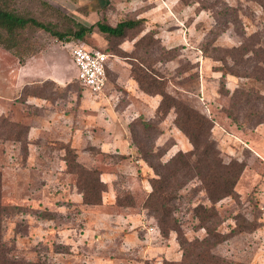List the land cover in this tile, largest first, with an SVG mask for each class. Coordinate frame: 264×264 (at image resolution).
<instances>
[{"label":"rangeland","instance_id":"1","mask_svg":"<svg viewBox=\"0 0 264 264\" xmlns=\"http://www.w3.org/2000/svg\"><path fill=\"white\" fill-rule=\"evenodd\" d=\"M10 7L61 30L69 20L85 26L147 21L121 39L96 28L82 40L28 29L21 47L36 54L22 64L0 47L1 202L7 208L1 235L11 254L53 264H180L177 233L164 237L142 207L155 173L135 145L153 149L163 164L192 150L174 124V110L157 124L161 96L146 95L131 77L130 63L146 71L153 61L152 76L163 79L165 92L212 122L223 164L244 165L234 193L214 205L198 178L179 190L173 216L188 250L208 249L229 264H264V0H11ZM148 33L156 44L147 54L138 51L146 61L141 66L137 50L130 53ZM73 44L113 56L97 96L76 80ZM28 61L40 75L23 74L20 65ZM138 118L155 121L149 140L139 132L132 139L129 125ZM68 150L79 165L100 173L106 186L100 205L83 204L78 176L65 163ZM198 205L214 207L208 227L220 243L207 235Z\"/></svg>","mask_w":264,"mask_h":264},{"label":"trees","instance_id":"2","mask_svg":"<svg viewBox=\"0 0 264 264\" xmlns=\"http://www.w3.org/2000/svg\"><path fill=\"white\" fill-rule=\"evenodd\" d=\"M11 0H0V47L13 53L22 64L26 58L36 54L34 51L28 52L30 49H22L21 35L28 29L42 30L50 36L64 40L73 37L82 40L84 37L92 33L93 29L105 35L108 38L121 39L128 31L136 30L144 26L147 21L144 17L135 19H123L115 25H109L104 21H98L94 25L85 26L81 23L69 20L70 26L65 30H61L57 24L44 23L35 19L26 13H19L10 7ZM66 18V17H64ZM156 44L153 34H145L135 44L134 50L130 54L135 55V60L142 66L146 61L142 62L141 55L138 53L146 50L145 54ZM109 54V53H108ZM129 54V55H130ZM128 57V56H125ZM170 60L161 58L158 61ZM145 62V63H144ZM145 65L146 71L130 63V74L136 82L138 88L146 95H160L161 99L155 110L156 123L162 122L171 109L174 110L175 126L188 138L192 145V150L188 152H178L165 164L157 160L153 149L147 151L145 147L137 143L136 149L140 158L151 167L155 173V177L149 180L151 187L143 201L142 207L149 212L154 218L156 226L164 237L168 236L170 230L177 233L179 245L182 247V258L180 264H184L186 260H190L192 264H229L225 259L212 255L209 250L193 251L188 250V243L182 238L180 228L173 216L174 202L177 200L179 190L191 179L198 178L202 184L203 190L214 205L216 202L234 193V187L237 179L241 175L244 165L242 162L232 160L228 164H223L220 159V152L217 150L214 141L211 139L210 131L213 127L212 122L205 116L199 114L190 106L178 101L171 95L167 94L163 87V79L155 78L152 74H156L151 66L153 61ZM110 71L107 72L109 78ZM155 123V121H154ZM151 122H143L138 118L133 120L129 125V131L132 139L137 136H145L148 140L151 138V131H155V124ZM124 159V155H119ZM153 160L157 161L156 163ZM65 163L67 170L77 174V189L82 196V202L87 206H98L102 203V194L105 192L106 186L100 180V173L97 169H85L76 162V154L72 150H68L65 155ZM116 204L120 205V200L116 197ZM132 204H129V206ZM7 208L1 202V175H0V264H53L46 261L31 262L23 259L15 258L11 253L12 249L6 242L2 240L1 225L3 216L6 214ZM199 221L203 224L207 235L211 239H216L214 244L220 243V236L210 229L208 224L212 219L216 218L214 207L205 208L198 205L194 209ZM206 247L209 246L208 239L203 242ZM200 247L201 243H194ZM213 245V244H212ZM162 264H172L164 261Z\"/></svg>","mask_w":264,"mask_h":264},{"label":"built area","instance_id":"3","mask_svg":"<svg viewBox=\"0 0 264 264\" xmlns=\"http://www.w3.org/2000/svg\"><path fill=\"white\" fill-rule=\"evenodd\" d=\"M69 54L76 67V80L80 86L90 95L102 93L109 79L107 72L111 69L113 56L101 50L90 49L84 44L70 45Z\"/></svg>","mask_w":264,"mask_h":264},{"label":"crops","instance_id":"4","mask_svg":"<svg viewBox=\"0 0 264 264\" xmlns=\"http://www.w3.org/2000/svg\"><path fill=\"white\" fill-rule=\"evenodd\" d=\"M20 69L23 72V74H26V76L28 77L40 75V72H41L38 67H35L34 65H32V61H28L24 65H20Z\"/></svg>","mask_w":264,"mask_h":264}]
</instances>
